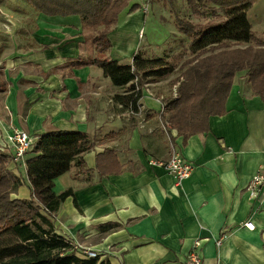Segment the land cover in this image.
Returning <instances> with one entry per match:
<instances>
[{
  "label": "crops",
  "instance_id": "1",
  "mask_svg": "<svg viewBox=\"0 0 264 264\" xmlns=\"http://www.w3.org/2000/svg\"><path fill=\"white\" fill-rule=\"evenodd\" d=\"M146 15L139 9L119 19L108 34L111 59L130 61ZM88 32L78 16L0 2V150L13 155L7 135L15 128L33 139L79 131L94 141L54 180L56 194L72 189L54 215L56 233L111 264H180L196 241L202 264H264V186L255 197L247 191L264 172V102L244 72L233 78L224 114L184 137L159 117L176 97L170 83L179 71L145 85L130 115L114 101L124 90L86 63L96 55ZM173 149L194 166L178 182L149 163L168 160ZM27 157L8 165L21 179L12 198L31 196Z\"/></svg>",
  "mask_w": 264,
  "mask_h": 264
},
{
  "label": "trees",
  "instance_id": "2",
  "mask_svg": "<svg viewBox=\"0 0 264 264\" xmlns=\"http://www.w3.org/2000/svg\"><path fill=\"white\" fill-rule=\"evenodd\" d=\"M131 1L26 0L38 13L78 16L82 30L92 31L96 56L86 63L98 67L113 86L124 90L114 101L130 115L139 112L145 85L167 79L175 71L179 76L170 84H177L176 97L164 103L159 117L162 124L184 137L207 131L208 119L224 114L226 97L239 72H244L252 94L264 102V40L253 34L247 15L256 0H183L185 16H176L175 26L187 47L168 60L144 58L138 50L126 63L100 59L97 56L110 49L108 34L121 13L140 9V4ZM193 17L200 22H193ZM93 146L94 141L79 131H54L37 137L25 154L29 155L25 160L29 199L11 197L21 179L8 168L13 157L0 150V264H111L98 255L84 256L56 233L53 224L60 205L72 195L71 188L56 194L54 180L72 162L79 163L81 155Z\"/></svg>",
  "mask_w": 264,
  "mask_h": 264
},
{
  "label": "rangeland",
  "instance_id": "3",
  "mask_svg": "<svg viewBox=\"0 0 264 264\" xmlns=\"http://www.w3.org/2000/svg\"><path fill=\"white\" fill-rule=\"evenodd\" d=\"M131 3L140 4V10L147 14L143 22L140 43L137 47V50L144 58H163L168 60L181 47H187L188 43L185 37L179 33L175 26L176 16H185L182 14L186 8L183 0H174L173 5L165 0H132ZM124 14L121 13L120 20ZM247 15L252 23L253 34L264 40V0H256ZM193 18V22L198 23L199 19L197 17ZM88 33L90 38L92 31ZM97 57L109 59L110 55L106 53V55Z\"/></svg>",
  "mask_w": 264,
  "mask_h": 264
},
{
  "label": "built area",
  "instance_id": "4",
  "mask_svg": "<svg viewBox=\"0 0 264 264\" xmlns=\"http://www.w3.org/2000/svg\"><path fill=\"white\" fill-rule=\"evenodd\" d=\"M35 140L36 139H33L32 136H30L25 130L19 128L12 129L11 132L7 135V142L14 150L13 155H11L13 157V160L17 161L23 159L27 151L32 148ZM149 163L164 168L169 174L174 177V179H176L177 182L189 177L194 168L191 162L186 161L174 149L172 150L167 161L163 162L158 160H151L149 161ZM263 186L264 172L258 171L252 176L248 184L247 191L249 196L255 197ZM243 225L251 230L254 227V225L250 221L245 222ZM219 243L220 240H217V244ZM82 253L86 257L93 258L97 256V253L94 250L82 249ZM180 264H202L198 241H196L192 245L186 259Z\"/></svg>",
  "mask_w": 264,
  "mask_h": 264
}]
</instances>
